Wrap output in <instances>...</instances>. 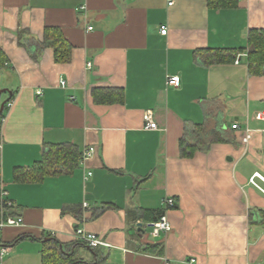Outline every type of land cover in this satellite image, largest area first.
<instances>
[{
  "label": "crops",
  "instance_id": "0c3cea01",
  "mask_svg": "<svg viewBox=\"0 0 264 264\" xmlns=\"http://www.w3.org/2000/svg\"><path fill=\"white\" fill-rule=\"evenodd\" d=\"M52 29L69 44L68 61L45 45ZM256 29L264 0H0V109L14 96L0 119L1 190L24 220L2 229L0 264H45L52 238L75 264H264V192L251 182L264 177V71L250 70L246 49ZM217 49L241 57L205 63ZM98 88H112L113 100H95ZM147 112L158 129L145 128ZM182 139L201 148L185 157ZM53 144L76 147L78 166L16 180L17 167ZM151 209L167 214L170 232H147L141 216ZM78 228L107 245L80 244ZM148 241L163 242L164 254L139 251Z\"/></svg>",
  "mask_w": 264,
  "mask_h": 264
},
{
  "label": "trees",
  "instance_id": "16d2710c",
  "mask_svg": "<svg viewBox=\"0 0 264 264\" xmlns=\"http://www.w3.org/2000/svg\"><path fill=\"white\" fill-rule=\"evenodd\" d=\"M238 0H208V4L211 7L218 8H233L237 6ZM44 42L46 46L55 47V58L58 62L68 61L71 48L67 42L64 41V38L60 34L59 29H52L46 32L44 37ZM248 63L250 70L255 73H261L264 71V30L256 29L251 30L248 37ZM246 49H240L241 52H244ZM209 52L207 58H203L205 63L212 62H221L225 60H234L238 51H230L225 49L217 50H208ZM198 56L204 54V52L198 51ZM8 64V57L0 49V69L5 68ZM95 100L99 102H110L112 101L113 91L112 88H98L94 89L93 92ZM121 95V91H119ZM14 96L9 97L4 105V110L0 112V119L6 116V111L9 109V103L13 101ZM200 143L190 145L185 142L184 139L181 141V150L182 155L185 157H190L193 155L196 149H200ZM81 159V154L78 149L71 144H53L46 145L44 153L40 161L36 162L32 167L24 168L17 167L15 169V178L16 180H37L43 178L46 175H56L62 172L70 171L73 168L77 167ZM1 168H0V194H1ZM11 208L6 209L4 216L10 215ZM131 214L134 215V220L137 222L138 211L134 209L131 211ZM162 210H144L142 211V218L156 222L162 216ZM2 216L0 214V220ZM143 227V226H142ZM87 246L86 242L80 243ZM91 248V247H90ZM96 250V249H93ZM139 251L145 253H151L156 255H163L165 251V246L163 242H145L141 243L138 248ZM45 264H75L77 262L74 254L66 253L65 248L61 247L60 242L54 238L50 239L45 244L44 250ZM94 262H92L93 264Z\"/></svg>",
  "mask_w": 264,
  "mask_h": 264
},
{
  "label": "built area",
  "instance_id": "2783aa9c",
  "mask_svg": "<svg viewBox=\"0 0 264 264\" xmlns=\"http://www.w3.org/2000/svg\"><path fill=\"white\" fill-rule=\"evenodd\" d=\"M175 3V0H168V5L169 6H173ZM94 27L92 25H89L87 27V30L90 31V30H93ZM160 32L163 34V35H167L168 34V27L167 26H161L160 27ZM241 57V54H238L236 56V59L238 60V58ZM88 68H91L92 67V63H88L87 64ZM167 83L169 85H172V86H175V87H179L180 84H181V78L178 76V75H170L168 76L167 78ZM61 86L62 87H65L66 86V81H61ZM38 94H41L42 91L41 90H38L37 91ZM12 105V102L9 103V106ZM257 117L260 118V119H264V112H260L257 114ZM144 119H145V128L146 129H158V124L154 121V118H153V114L151 112H147L145 115H144ZM235 128L238 127V125H234ZM248 137L245 139L247 140ZM95 152V148L94 147H89L85 153H84V158H88V157H91L93 155V153ZM92 173H88V175L86 176V180H88L89 176H91ZM256 178H260L262 181H264V177L262 175H260L259 173H256L252 178H251V182L256 185L257 187H259L263 192H264V189L262 187H260L257 182H256ZM164 203H165V206L166 208H171V207H174L175 206V199L174 198H166L164 200ZM84 206H87V204H84ZM13 207V203L12 201L8 198L7 196V191L2 189L1 190V194H0V214L2 216V219L0 220V238H1V232H2V229L7 226V225H10V226H19V225H22L24 223V220L22 217H19V216H11V215H8V216H4V212L6 209H9V208H12ZM150 228H151V233H152V236L154 238H158L160 237L161 234L163 233H167V232H170L172 230V225H171V222L167 216L166 213H163L162 216L160 217V219L156 222H152L150 225ZM76 234L77 236L82 239L83 241H85L88 246L92 247V248H96V247H99L101 245H107V243H105L97 234L95 233H90V232H86L84 229L82 228H78L76 230ZM6 251L5 249L2 250V254H4ZM196 263V259L195 258H192L188 261V264H195ZM168 264V263H167Z\"/></svg>",
  "mask_w": 264,
  "mask_h": 264
},
{
  "label": "rangeland",
  "instance_id": "374dc122",
  "mask_svg": "<svg viewBox=\"0 0 264 264\" xmlns=\"http://www.w3.org/2000/svg\"><path fill=\"white\" fill-rule=\"evenodd\" d=\"M140 228H141V226H140ZM138 229H139V228H138ZM147 232H148V233H149V232L151 233V228L148 227V228H147Z\"/></svg>",
  "mask_w": 264,
  "mask_h": 264
},
{
  "label": "water",
  "instance_id": "95a60500",
  "mask_svg": "<svg viewBox=\"0 0 264 264\" xmlns=\"http://www.w3.org/2000/svg\"><path fill=\"white\" fill-rule=\"evenodd\" d=\"M4 105H5V103L2 105L0 112H2L4 110Z\"/></svg>",
  "mask_w": 264,
  "mask_h": 264
}]
</instances>
